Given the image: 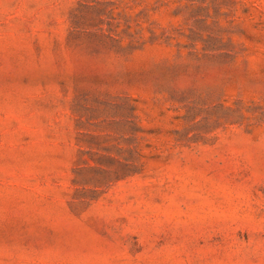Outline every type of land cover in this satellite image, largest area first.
I'll use <instances>...</instances> for the list:
<instances>
[{
    "label": "rangeland",
    "instance_id": "obj_1",
    "mask_svg": "<svg viewBox=\"0 0 264 264\" xmlns=\"http://www.w3.org/2000/svg\"><path fill=\"white\" fill-rule=\"evenodd\" d=\"M0 264H264V0H0Z\"/></svg>",
    "mask_w": 264,
    "mask_h": 264
}]
</instances>
